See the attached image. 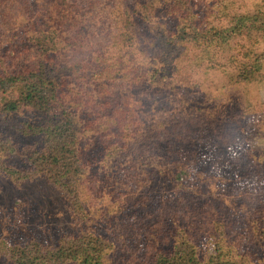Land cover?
Returning a JSON list of instances; mask_svg holds the SVG:
<instances>
[{
    "label": "trees",
    "instance_id": "obj_1",
    "mask_svg": "<svg viewBox=\"0 0 264 264\" xmlns=\"http://www.w3.org/2000/svg\"><path fill=\"white\" fill-rule=\"evenodd\" d=\"M12 1L0 0V91L18 95L0 103V173L14 186L47 180L68 199L73 219L85 225L56 244L10 247V264H230L239 252L233 239L224 242L239 223L251 240H264V209L241 217L212 195L195 203L183 193L177 207L210 217L214 251L203 262L187 237L206 220L191 214L146 217L129 209L126 214L123 204L115 211L102 199L97 177L98 169L135 157L146 171H164L177 185L188 182L195 167L189 137L195 120H171L154 133L155 125H136L109 95V85L143 87L156 74L162 79L172 63L177 71L212 68V57L230 44L248 48L245 58L251 53L236 64L239 81L245 71L259 69L263 54L249 50L264 40V12L230 15L225 0H92L83 6L50 0L48 9ZM202 4L207 15L199 16L193 8ZM137 72L144 83L133 76ZM19 118H31L21 120L26 137L35 141L30 148L3 135Z\"/></svg>",
    "mask_w": 264,
    "mask_h": 264
},
{
    "label": "rangeland",
    "instance_id": "obj_2",
    "mask_svg": "<svg viewBox=\"0 0 264 264\" xmlns=\"http://www.w3.org/2000/svg\"><path fill=\"white\" fill-rule=\"evenodd\" d=\"M23 1L13 0L12 6H21ZM27 1L31 6L47 8L50 0ZM55 1L83 6L92 0ZM225 5L230 15L264 12V0H225ZM193 9L199 16L207 15L208 8L204 9L203 4L200 7L194 5ZM160 13L158 10L157 14ZM192 13L195 14L194 11ZM247 49L230 44L212 57V68L195 71L181 68L177 71L172 63L165 65L162 79H155L160 76L156 74L151 79L153 81H148L143 87L128 89L111 83L108 88L109 95L119 99L117 102L130 113L136 125H155L154 133L163 130L161 125L171 120H177V123L195 120L189 134L193 140L195 167L188 182L177 185L176 181L164 175V171L162 174L146 171V165L135 162V157L117 168L98 169L97 177L100 188L104 189L102 199L115 211L123 204L126 214L129 209L130 213H141L146 217L191 214L206 220L197 232L187 237L203 262L214 251L207 235L210 217L204 211H193L187 205L177 207L175 203L180 195L187 193L184 195L188 202L195 203L212 195L235 209L241 217H249V210L264 209V40L249 50L263 54L259 69L251 73L245 71L237 81L234 79L236 64L248 61L251 53L245 58ZM232 55L235 57L233 60ZM152 74L153 71L150 75L145 73V78ZM133 76L140 79L139 83L145 82L139 72ZM17 95L16 90L0 91V103ZM94 97L99 103L103 101L96 94ZM22 119L31 118L16 120L14 127H19L20 123L19 131L6 127L2 132L10 141L30 148L35 141L26 137L27 130L24 132L25 127H21ZM218 131L222 132L221 137ZM162 133L161 137H164ZM17 154L20 157V153ZM12 159L9 161L14 164L15 156ZM11 181L0 173V264H10L7 249L12 246L32 241L56 244L60 238L84 228L83 222L73 219L68 199L47 180L35 177L22 181L18 186ZM165 203L171 205L165 206ZM90 225L95 227L96 224L91 222ZM237 227L224 242L229 244L234 240L232 245L239 252L230 264H264V240L260 237L251 240L245 234L244 226Z\"/></svg>",
    "mask_w": 264,
    "mask_h": 264
}]
</instances>
